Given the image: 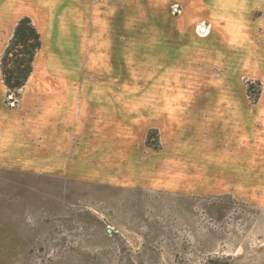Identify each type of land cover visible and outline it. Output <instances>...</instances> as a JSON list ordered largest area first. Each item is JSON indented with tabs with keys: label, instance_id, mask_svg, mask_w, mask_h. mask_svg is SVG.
I'll use <instances>...</instances> for the list:
<instances>
[{
	"label": "rangeland",
	"instance_id": "rangeland-1",
	"mask_svg": "<svg viewBox=\"0 0 264 264\" xmlns=\"http://www.w3.org/2000/svg\"><path fill=\"white\" fill-rule=\"evenodd\" d=\"M195 9L194 0H0L1 80L20 20L29 17L43 41L25 87L0 91V264H264V177L247 178L244 192L243 177L219 176L211 151L197 150L193 112L176 137L165 126L159 90L217 86V68L184 80L174 70L179 51L198 67L213 55V26ZM254 37L252 55L264 58V31ZM107 51L117 75L105 72ZM25 58L11 57L9 69ZM82 73L93 89L135 91L106 129L99 104L86 114L89 127L74 114L71 128L58 127L71 115L58 95L65 84L78 116ZM241 83L259 103L263 82Z\"/></svg>",
	"mask_w": 264,
	"mask_h": 264
},
{
	"label": "crops",
	"instance_id": "crops-1",
	"mask_svg": "<svg viewBox=\"0 0 264 264\" xmlns=\"http://www.w3.org/2000/svg\"><path fill=\"white\" fill-rule=\"evenodd\" d=\"M194 1L197 20L206 21L213 26L211 32L213 55L208 58L202 56L200 61L203 67L201 66V70V67L196 66L195 62L182 61L181 54H183V51H179L175 58L177 66L174 67V70L177 74H180V79L184 80V76L187 78L192 76L194 79L201 73L208 75L210 68H217L219 69L218 76H211L215 79L213 83H217V86L208 87L204 85L205 88L201 86L197 88L191 87L187 83L188 88L179 87L159 90L157 96L163 97L164 108H169V112H164L165 126L169 128L171 135L169 137H176L179 134L178 130L184 129L187 119L195 116L197 150L202 153L211 151L212 167H217L220 170L219 176L243 177L244 181H247L243 184L244 192H251L250 188L246 189L249 186V179L247 178L264 177V94H261L259 103H251L248 91L243 87L241 80L244 77L253 76V78L261 80L264 84V58L252 55V50L257 53V49H255L257 45L253 43L255 41L254 34H257L258 31H264L262 21V17H264V0ZM209 7L211 11H209ZM256 12L263 13L259 19L253 17ZM262 26L263 28H261ZM178 29H181V27ZM165 37L168 39L166 35ZM167 44L168 41L164 40L166 48ZM101 46V49L106 48L108 50H112L114 47L111 42H103ZM166 53L168 55V58H166L168 62L167 71L171 72V52L166 51ZM101 58L108 60V63L110 62L109 67H107L108 70H105V72L116 74L113 70L110 71L114 59L112 51L101 53ZM204 66H206V69ZM111 75L108 76L110 81L113 80ZM80 77L81 81L84 82L82 89H75L79 93L82 91L83 96V103L76 106L79 112L78 116L76 109L74 112L70 111L71 102L69 98L72 90L70 85L66 90L65 84L64 89L61 90L62 92L59 91L58 95L60 100L67 99L65 101L68 103L67 112L68 115H71L59 119L66 121L63 122L65 126H60L62 123H58V127L71 128L73 114L74 121L79 119L80 116V120L84 119L83 121L89 127L92 121L91 117L86 114L91 113L93 104L95 106L99 104L102 114L99 128H108L111 120L117 119L114 117L116 116V110L114 109L122 106L124 103L122 98L128 95V92H131L134 96L135 91L118 87H104L103 84H101V87L93 89L92 78H89L91 77L90 74L82 73ZM63 79L68 81V84L70 80H73L71 73L64 75ZM114 79L117 80L118 77ZM203 81L201 80V82ZM103 82L104 80L101 79V83ZM4 88L3 80L0 79V91H3ZM65 91L67 94L64 93ZM137 102L138 99L135 103ZM61 103L59 106L62 105ZM58 111L60 112V109ZM148 112L151 113L152 110L149 109ZM188 112H193L194 116H188ZM208 135L211 136L210 140L207 138ZM6 151L7 149L0 143V154ZM212 175L217 176L215 172Z\"/></svg>",
	"mask_w": 264,
	"mask_h": 264
},
{
	"label": "trees",
	"instance_id": "trees-1",
	"mask_svg": "<svg viewBox=\"0 0 264 264\" xmlns=\"http://www.w3.org/2000/svg\"><path fill=\"white\" fill-rule=\"evenodd\" d=\"M43 47L42 36L34 26L30 18L20 20L14 30L13 37L4 55L1 59V74L2 80L9 92L17 94L22 90L33 73V63L36 55ZM18 49H20L18 51ZM19 52V54H13ZM26 53L27 58L22 62H16L14 68L9 69L11 57H19L20 54ZM255 89L253 87L248 89V95ZM250 96V95H249ZM251 97V96H250ZM256 102V99L254 100ZM158 135L151 133L148 137ZM149 145V140L147 141Z\"/></svg>",
	"mask_w": 264,
	"mask_h": 264
},
{
	"label": "built area",
	"instance_id": "built-area-1",
	"mask_svg": "<svg viewBox=\"0 0 264 264\" xmlns=\"http://www.w3.org/2000/svg\"><path fill=\"white\" fill-rule=\"evenodd\" d=\"M174 13H175V14H176V13H180L178 7L174 8ZM201 28H202V29H201ZM200 29H201V31H202L203 34L206 33V32H203V27H200ZM206 31H207V29H206Z\"/></svg>",
	"mask_w": 264,
	"mask_h": 264
},
{
	"label": "bare ground",
	"instance_id": "bare-ground-1",
	"mask_svg": "<svg viewBox=\"0 0 264 264\" xmlns=\"http://www.w3.org/2000/svg\"><path fill=\"white\" fill-rule=\"evenodd\" d=\"M205 32H206V29H205Z\"/></svg>",
	"mask_w": 264,
	"mask_h": 264
}]
</instances>
